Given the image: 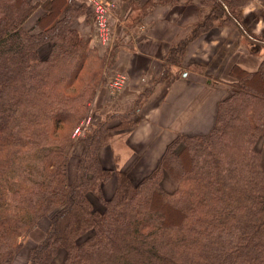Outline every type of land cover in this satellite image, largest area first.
I'll use <instances>...</instances> for the list:
<instances>
[{"label":"trees","instance_id":"trees-1","mask_svg":"<svg viewBox=\"0 0 264 264\" xmlns=\"http://www.w3.org/2000/svg\"><path fill=\"white\" fill-rule=\"evenodd\" d=\"M75 1L0 0V264L12 263L46 216L27 264H52L60 251L61 264H264V54L256 70L231 67L230 94L208 132L177 135L136 179L104 167L99 151L113 118L124 129L137 122L130 118L151 88L132 112L110 113L72 136L115 61V50L101 54L74 26L85 12ZM246 1L202 0L210 13L171 47L167 64L181 70L188 43L213 26L242 32ZM165 175L175 188L164 187Z\"/></svg>","mask_w":264,"mask_h":264},{"label":"crops","instance_id":"crops-1","mask_svg":"<svg viewBox=\"0 0 264 264\" xmlns=\"http://www.w3.org/2000/svg\"><path fill=\"white\" fill-rule=\"evenodd\" d=\"M115 4L111 13L116 46L112 69L126 73L128 81L117 95L102 93L97 113L102 117L111 112L130 113L148 88L152 92L132 127H117L119 118L110 122L111 142L100 149L99 158L104 167L128 170L138 179L156 167L177 135L206 133L213 127L219 102L230 94L233 65L251 71L259 67L264 54V0H247L240 7L242 32L231 24H221L193 38L182 71L167 64L171 47L189 35L211 7L202 0H115ZM92 13L85 7L73 24L96 43ZM257 147L264 167V137ZM76 166L70 165L71 178ZM116 184V176L105 183L106 198L113 195ZM163 184L169 190L175 188L168 175Z\"/></svg>","mask_w":264,"mask_h":264},{"label":"rangeland","instance_id":"rangeland-1","mask_svg":"<svg viewBox=\"0 0 264 264\" xmlns=\"http://www.w3.org/2000/svg\"><path fill=\"white\" fill-rule=\"evenodd\" d=\"M79 1V2H78ZM77 2L80 4H83L85 5V7H90L91 6L83 1V0H77ZM88 4V5H87ZM92 9V8H91ZM93 12V11H92ZM93 14V13H92ZM93 20H94V14H93ZM33 22V21H32ZM31 23L28 24V26H30ZM97 38V33H96V29H95V34H94V39ZM98 45H97V44ZM94 42L93 44L97 46L99 52L101 54H104V53H107L111 50H115V55H116V47H113L114 43L115 42H112L111 44L109 45H103L101 44L100 42ZM114 63H112V65L108 68V70L106 71L105 73V79H104V82L97 94V98H96V101L92 102L91 104V112L89 115H87L86 118H84L74 129L73 131V134L72 136L74 137L75 135L79 136L81 135L83 132H86L87 129L89 130L90 129V126L91 125H94L96 123H98L100 120H102L106 115L110 114V113H107L105 116H101L98 112V109H97V106L99 105V103L101 102V99H102V93L105 92V93H108L109 95L113 96V95H117L118 94V91H114L113 88L111 87V79L112 77L117 73V71H113L112 67H113ZM182 71V70H181ZM118 72H121V71H118ZM182 74V72H180V75ZM150 94H148L146 97H148ZM144 95H141L140 97H142ZM139 97V98H140ZM146 98L143 99V101L145 102ZM143 102V103H144ZM139 112V111H138ZM138 112L136 114H134L132 116V118H130L131 120H135V118H139L140 116L138 115ZM113 113V112H111ZM114 119H117V118H113L112 120ZM120 121H121V118H119ZM128 119V120H130ZM111 120V121H112ZM110 121V122H111ZM110 126H112L110 123H109ZM80 127V131L78 132V134H74L75 131H76V128ZM121 128V127H120ZM124 129V128H122ZM112 133V131L110 132ZM111 142V140H110ZM109 142V143H110ZM80 146V147H79ZM78 147L76 150L75 148ZM82 149H83V144L81 143H78L77 145L74 146L73 148V151H72V157H71V160L69 162L70 165H73V167H75L76 164H78L79 162V158H80V155L82 153ZM75 150V152H74ZM76 163V164H75ZM165 188L168 189V187L165 185ZM169 190V189H168ZM93 201L95 204H99V205H102L99 200H95L93 198ZM98 205V206H99ZM49 218L50 216H46L45 218H43L41 220V223L40 225L33 229L32 232H30L28 234V236H26L24 238V246L23 248L20 250V252L15 256V259L12 261L11 264H27V261H28V254H29V250L30 248H32L36 243H38L42 238L43 236L45 235L47 229H48V226H49ZM65 251H60L58 256L56 257V259L53 260L52 264H61L63 262V259L65 257Z\"/></svg>","mask_w":264,"mask_h":264},{"label":"built area","instance_id":"built-area-1","mask_svg":"<svg viewBox=\"0 0 264 264\" xmlns=\"http://www.w3.org/2000/svg\"><path fill=\"white\" fill-rule=\"evenodd\" d=\"M87 2L94 14V24L98 41L103 45H109L114 38V31L111 24V13L116 7L115 0H84ZM111 87L114 91L121 92L128 81L124 72H117L111 79ZM80 127L76 128L74 134H78Z\"/></svg>","mask_w":264,"mask_h":264},{"label":"bare ground","instance_id":"bare-ground-1","mask_svg":"<svg viewBox=\"0 0 264 264\" xmlns=\"http://www.w3.org/2000/svg\"><path fill=\"white\" fill-rule=\"evenodd\" d=\"M94 25H95V24H94ZM95 29H96V28H95ZM96 39H97V38H96ZM97 41H98V39H97ZM98 42H99V41H98ZM111 43H112V42H111ZM111 43H110V44H111Z\"/></svg>","mask_w":264,"mask_h":264}]
</instances>
